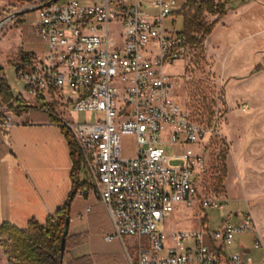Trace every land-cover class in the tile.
<instances>
[{"label": "built area", "instance_id": "built-area-1", "mask_svg": "<svg viewBox=\"0 0 264 264\" xmlns=\"http://www.w3.org/2000/svg\"><path fill=\"white\" fill-rule=\"evenodd\" d=\"M26 1L47 49L20 63L23 89L10 105L0 106V126L11 128L14 109H33L41 98L97 116L85 123L62 119L59 125L76 143L89 178L77 195L98 197L114 225L115 235L106 239H137L131 264H224L213 244L231 246L248 233L256 235V249L264 248L251 213L218 230L203 227L169 237L158 229L178 208L224 210L228 203L221 194H199L207 143L219 135L214 124L198 123L173 98L174 81L166 73L192 54L176 27L180 0ZM124 136L136 138L133 158L123 155ZM167 146L185 150L171 157ZM229 264H246L243 254L230 257Z\"/></svg>", "mask_w": 264, "mask_h": 264}, {"label": "crops", "instance_id": "crops-1", "mask_svg": "<svg viewBox=\"0 0 264 264\" xmlns=\"http://www.w3.org/2000/svg\"><path fill=\"white\" fill-rule=\"evenodd\" d=\"M180 1L184 4L188 0ZM255 1L241 5L219 19L210 17L217 23L206 44L214 57L216 72L223 79L246 77L260 66L264 47V8ZM7 21L0 26V36ZM35 22L36 18L29 23L17 24L15 28L7 25L5 35L13 29L18 30L20 44L14 55L7 54L4 61L0 60L2 77L4 64L14 62L10 57L19 58L23 51L37 58L46 52L47 47L35 33ZM24 27H27L26 38ZM77 115L63 103H51L49 99L41 98L35 108L14 115L15 123L11 128L0 126V225L8 223L26 230L31 220L45 224L50 215L65 206L72 192L74 162L67 131L50 117L60 122L62 119L77 120ZM198 212L201 211L196 208L194 213ZM200 214L201 226L198 224L194 230L209 228L207 217ZM246 215L237 214L235 224L241 223ZM176 232L173 230L171 235ZM69 234L80 237L81 243L69 252L67 262L86 258L92 264H131L130 258H136L137 239H106L115 235V228L106 207L92 193L83 198L77 195L72 202ZM238 237L241 238L237 240ZM255 242L256 235L248 233L238 235L231 246L214 243L213 247L223 256L224 264H229L230 257L237 253L243 254L246 264H263L264 248L256 249ZM0 264H7L1 247Z\"/></svg>", "mask_w": 264, "mask_h": 264}, {"label": "rangeland", "instance_id": "rangeland-1", "mask_svg": "<svg viewBox=\"0 0 264 264\" xmlns=\"http://www.w3.org/2000/svg\"><path fill=\"white\" fill-rule=\"evenodd\" d=\"M65 1H79L89 5L98 0H60L59 4ZM255 2L264 8V0ZM28 3L26 0L0 1V21L8 20L0 36L2 61L7 58V54L14 55L16 47L19 48L20 44L18 30L13 29L5 35L8 26L15 28L17 24L29 23L36 18V13L31 11L17 15L19 12L28 11ZM176 27L182 31L181 19L177 20ZM209 52L205 42L203 48L196 54H191L187 60L168 66L166 73L171 75L174 81L173 98L198 123L215 126L219 136L211 138L207 143V168L198 178L197 184L200 196L221 194L228 199L227 207L224 210H200L197 214L194 213L196 209L193 211L178 208L167 216L165 222L158 225V229L169 237L173 230L193 231L198 228V224L201 226L202 213V217L208 219V227L218 230L225 222L237 223V214L251 213L264 243V47L259 70L233 80L223 79L216 72L214 57ZM11 59L14 62L4 64L3 78L14 95H18L23 89V83L17 75L20 59L13 56ZM244 105H248L246 111L242 109ZM14 115L18 116L16 112ZM96 117L93 114H79L77 121L92 122ZM4 118L0 113V121ZM122 147L124 157L133 158L137 155L135 137L124 136ZM184 150L185 147H166L171 157ZM171 164L179 166L181 162L172 161ZM80 179L83 183H89L84 166ZM191 244L185 243L187 247Z\"/></svg>", "mask_w": 264, "mask_h": 264}, {"label": "trees", "instance_id": "trees-1", "mask_svg": "<svg viewBox=\"0 0 264 264\" xmlns=\"http://www.w3.org/2000/svg\"><path fill=\"white\" fill-rule=\"evenodd\" d=\"M251 0H188L178 13L182 20V36L186 45L196 54L200 51L207 38L212 34L217 20L211 21L210 17L218 19L226 16L229 11ZM24 37H27V27L23 29ZM31 55L20 52V63L30 60ZM20 64L17 66V70ZM0 68V105H10L15 100V95L2 77ZM259 70V66L256 67ZM27 108L14 109L18 115ZM52 122L60 123L57 118L50 117ZM66 136L71 148L74 168L72 172V192L65 206L53 215H50L45 224H40L33 219L29 222L28 229L20 230L8 223L0 225V247L4 251L7 264H92L86 258L67 262L69 252L75 249L81 239L78 236H70L71 205L78 192L87 183L81 182L80 172L83 166L80 151L69 133Z\"/></svg>", "mask_w": 264, "mask_h": 264}, {"label": "water", "instance_id": "water-1", "mask_svg": "<svg viewBox=\"0 0 264 264\" xmlns=\"http://www.w3.org/2000/svg\"><path fill=\"white\" fill-rule=\"evenodd\" d=\"M27 12H29V11H22V12L17 13V15H22V14L27 13ZM17 15H15V16H17ZM10 18H11V17H10ZM5 21H6V19L3 20V21H1V22H0V26H1Z\"/></svg>", "mask_w": 264, "mask_h": 264}]
</instances>
